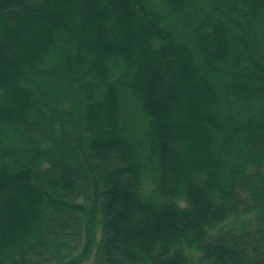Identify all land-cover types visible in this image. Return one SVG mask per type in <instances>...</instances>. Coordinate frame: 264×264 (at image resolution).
I'll return each mask as SVG.
<instances>
[{
    "label": "trees",
    "instance_id": "16d2710c",
    "mask_svg": "<svg viewBox=\"0 0 264 264\" xmlns=\"http://www.w3.org/2000/svg\"><path fill=\"white\" fill-rule=\"evenodd\" d=\"M0 264H264V0H0Z\"/></svg>",
    "mask_w": 264,
    "mask_h": 264
},
{
    "label": "rangeland",
    "instance_id": "374dc122",
    "mask_svg": "<svg viewBox=\"0 0 264 264\" xmlns=\"http://www.w3.org/2000/svg\"><path fill=\"white\" fill-rule=\"evenodd\" d=\"M14 218H15V217H14ZM22 227H23L22 224H19V223H18V224L15 225L13 231H18V230L21 229ZM13 231H12V232H13Z\"/></svg>",
    "mask_w": 264,
    "mask_h": 264
}]
</instances>
